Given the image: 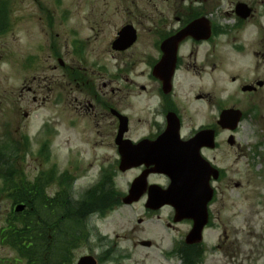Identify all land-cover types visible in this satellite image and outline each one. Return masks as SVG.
<instances>
[{"label": "flooded vegetation", "instance_id": "flooded-vegetation-1", "mask_svg": "<svg viewBox=\"0 0 264 264\" xmlns=\"http://www.w3.org/2000/svg\"><path fill=\"white\" fill-rule=\"evenodd\" d=\"M34 2L38 19L28 26L22 21L19 0H13L8 7L0 0V35L18 39L19 34L16 43L22 42L18 61L22 87L18 94L31 95L32 102L44 109L50 106L61 117L64 107H69L67 128L74 129L80 119L86 120L94 125L97 134L104 136L100 144L111 145L117 156L118 143L124 146L129 160L131 146L138 145L135 148L140 163L125 171L133 173L125 190H132V196L142 190L139 198L128 205L141 210L151 224H157L154 220L171 229L178 224L186 223L189 228L192 225L188 218L174 221L175 212L166 203L171 200L180 205L187 200L188 192L180 185L172 197L167 196L165 189L171 182L170 174L176 171L172 157L195 156L189 163L194 187L191 196L197 203L208 200L209 221L203 231L211 228L217 219L215 205L223 193L220 184L225 179L221 159L213 154L222 147V131L215 128L217 118L225 108L232 107L239 108L244 119L264 120V0ZM196 22L197 27L186 33L187 27ZM180 31L184 33L179 39H171ZM34 33L40 39L24 49L25 38H32ZM5 51L10 56L11 51ZM28 114L24 110L23 115ZM58 118H44L30 134L15 125L5 134L12 147L9 154L14 166L21 158L22 148L30 142L37 144L44 135L51 138L52 141H43L37 151L35 159L41 158L48 168H40L41 173L29 182L34 186L48 187L51 181H57L58 186L69 184L68 171L63 169L58 176L53 170L57 160L54 166L51 163V155L57 159L54 139L59 137L58 125L62 123ZM121 121L125 125L118 137ZM209 128L216 130L214 148L205 143L188 146L183 142ZM3 156L0 153L1 164ZM160 159L166 160L158 166ZM205 161L218 169L217 179ZM160 169L167 173L158 172ZM110 175L113 178V173ZM139 176L142 180L135 185ZM186 180L187 177L184 185ZM234 185L238 187V183ZM8 186L1 183L0 193ZM13 206L11 202V212ZM23 216H4L0 249L6 253H0V264H36L32 251L26 249L32 239L18 236L25 230H13L23 227V223L10 224V220ZM52 231V227L45 228L44 239L37 237L38 256L45 264L51 239L47 233ZM74 249L72 246L68 253L58 256V264H75Z\"/></svg>", "mask_w": 264, "mask_h": 264}, {"label": "rangeland", "instance_id": "rangeland-1", "mask_svg": "<svg viewBox=\"0 0 264 264\" xmlns=\"http://www.w3.org/2000/svg\"><path fill=\"white\" fill-rule=\"evenodd\" d=\"M4 1L7 7L13 2ZM48 1L38 0L41 5ZM76 1L82 4L85 0ZM68 3L72 4V0H68ZM35 4L34 0H19L22 21L27 22L28 26L32 25L29 24L31 21L38 19L34 12ZM14 12L16 13L15 9ZM18 39L20 40L19 34ZM18 39H6L0 35V141L7 136L5 134L10 133V128L14 125L30 134L44 118L53 117L56 120L58 116V120L62 121L58 125L61 126L62 134L54 139L57 159L51 155V163L54 166L57 160V167L53 168L55 173L59 176V172L66 169L70 176L69 182H73L69 193L63 196L62 193L59 197H66L65 201L70 206H76L84 198L83 191L96 184L104 171L113 173L114 189L125 193L133 173L122 172L117 168L116 150L111 145H106L108 143H103L104 146L100 144L105 138L95 132L94 125L80 119L74 129H69L71 127L67 128L65 125L66 120L71 117L69 107H64L61 117L50 106L44 109L37 102H32L31 95L18 94L22 87L18 61L23 51L22 46L20 48L22 42L16 43ZM39 39L35 33L32 38H25L24 49L32 47ZM6 49L11 51L10 56ZM208 82L211 83V80ZM219 86L223 87L222 83ZM24 110H28L27 116L23 115ZM208 111L210 113V109ZM229 133L231 132L227 130L221 132L222 147L213 153L221 159L225 179L220 184L223 192L220 194L221 199L215 205L218 208L217 219L203 234L204 257L200 264H264V120H242L233 132L237 145L227 143ZM39 139L37 144L30 142L21 149V158L15 161L16 166L13 164L15 174L11 185L9 189L5 188L4 193H0V227L5 226V214L11 212L10 203L13 202V207L17 208V199L22 196L19 195L20 191L15 190L18 185L22 187L25 184V188L31 186L29 182L41 173L40 168H48L47 164L41 162V158H35L40 144L43 141L49 142L51 138L44 135ZM3 155L4 163L6 151ZM1 183L0 179V185ZM49 183L48 187L42 188L43 192L49 196L55 195L60 186L57 181ZM235 183H238V187ZM46 198L50 201V197ZM106 203H110L111 207L107 212L102 215L95 213L83 224V235L87 233V238L81 236L82 239L75 242V260L90 254L97 259L98 264H184L179 253L168 254L183 242L189 228L187 224H178L174 229L154 220L152 222L157 224H151L134 205L117 206L111 205L109 201ZM140 218L141 221L138 222ZM58 231L63 232V228ZM42 232H45L43 228ZM53 233L54 238L57 230ZM57 237L63 241L65 234ZM141 239L150 240L151 246L138 245ZM53 250V255L50 253L47 256L48 264H52L53 256V262H60L58 251ZM0 253L6 252L0 249Z\"/></svg>", "mask_w": 264, "mask_h": 264}, {"label": "trees", "instance_id": "trees-1", "mask_svg": "<svg viewBox=\"0 0 264 264\" xmlns=\"http://www.w3.org/2000/svg\"><path fill=\"white\" fill-rule=\"evenodd\" d=\"M11 169H5L3 172H0V176L4 179L5 182L12 180L13 174ZM12 182V181H11ZM23 195L20 199L25 198L23 200H30L28 202L29 208L27 211H24L25 214L22 220L23 227L21 230H25L24 233L18 234V236H24L26 239H32L30 244H26V249L28 251H32L31 258L36 261V264H45L44 261L40 259L38 254L40 253L39 246L37 243V237L40 235V238L44 239V232H42V228L45 229L48 225L56 227L57 230L63 228V232H57L58 235L65 234V237L62 240H58L55 238L52 248L58 246L59 249L63 246V251L58 252V256L64 254V252H68L70 249L71 239L69 234L72 233L73 243L80 241L85 236L83 235L84 226L82 223L85 222V219L93 215L95 212H99L100 214L105 213L108 210L109 206H105V202L110 200L108 191L101 190L102 193H97L90 191L85 194L84 198L78 203L76 206H70L69 203L65 200L66 198H58L48 201L45 197L42 198V194L40 195L39 189H23ZM36 191V192H35ZM34 193V194H31ZM14 198L15 196L11 194ZM98 204V206H96ZM38 223V224H37ZM38 225V226H37ZM40 231L36 233V230ZM87 234V233H86ZM18 236H16L18 238ZM82 236V237H81ZM32 243V244H31ZM17 245H21L20 243ZM76 245V244H75ZM74 245V246H75ZM52 251V250H51ZM54 250L52 251L53 255ZM51 253V252H50ZM199 248L197 249H186L180 250L179 254L183 258L184 264H198L201 260L202 254ZM54 259V256H53ZM52 264H57L53 262ZM47 260V259H46Z\"/></svg>", "mask_w": 264, "mask_h": 264}, {"label": "water", "instance_id": "water-1", "mask_svg": "<svg viewBox=\"0 0 264 264\" xmlns=\"http://www.w3.org/2000/svg\"><path fill=\"white\" fill-rule=\"evenodd\" d=\"M201 23L205 24V21L199 19ZM198 24V22L196 23H193L191 25H189L187 27V29L185 30V32L187 33L189 30H192L193 27H195V25ZM197 27V25H196ZM184 32H180L179 34H177V36L171 38L173 40H177L179 39L182 35H183ZM240 111L239 110H234V109H227L225 110L221 115H220V121H219V124L222 128H225V127H228L230 129H234L235 126H236V123L238 122V120L240 119ZM124 122H120V128H119V132H118V137H121V133L123 131V126H124ZM208 134H209V141L211 143L212 142V139H213V131L209 130L208 131ZM197 138H200V139H207V131H203V132H200L199 134H197ZM228 141L230 143H232L233 141L231 140V137L228 138ZM122 148H120V153H121V157H122V160H121V163L119 165V168H121L122 170H125L127 169V166H130V164H133V165H138L140 159L139 158V153L136 152V149H135V152L133 149H131V152H130V155L132 157V162L129 163L128 161V157L125 159L123 156L126 157L125 155V148L120 145ZM178 160V159H177ZM180 160V158H179ZM172 187V186H171ZM170 187V188H171ZM170 191H172V189H170ZM132 197L130 196V194L123 199L124 202H131ZM24 208L23 205L19 204L17 205V208H16V211L17 210H22ZM196 208V204L195 205H184L183 207H179V206H175V209L180 213V212H186L185 215H188V216H191L193 221H194V224L191 228V230L189 231V233L187 234L186 236V242L188 243H196L197 241H200L201 240V229L203 227V225L206 223V213L205 211L203 210L202 214L198 213L195 211ZM184 215V216H185ZM142 244L144 245H148L149 242H145V241H142L141 242ZM76 264H96V260L93 259V257L91 255H86V256H82L79 258L78 262Z\"/></svg>", "mask_w": 264, "mask_h": 264}]
</instances>
